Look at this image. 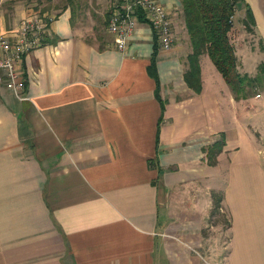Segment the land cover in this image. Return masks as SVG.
Here are the masks:
<instances>
[{
    "label": "crops",
    "instance_id": "1",
    "mask_svg": "<svg viewBox=\"0 0 264 264\" xmlns=\"http://www.w3.org/2000/svg\"><path fill=\"white\" fill-rule=\"evenodd\" d=\"M111 1L97 0L88 23L60 8L24 55L25 99L0 87V264H264V81L237 99L203 54L197 93L180 0H161L176 39L155 56L158 85L151 25L138 18L118 51ZM245 1L264 43V0ZM2 3V29L30 10L18 0L3 15ZM233 44L239 70L259 76L263 51ZM221 135L209 164L205 148ZM213 191L229 215L226 254Z\"/></svg>",
    "mask_w": 264,
    "mask_h": 264
},
{
    "label": "trees",
    "instance_id": "2",
    "mask_svg": "<svg viewBox=\"0 0 264 264\" xmlns=\"http://www.w3.org/2000/svg\"><path fill=\"white\" fill-rule=\"evenodd\" d=\"M244 2L247 12L243 22L246 28L250 29L255 20L252 9L245 0H180L181 15L192 47V51L188 55V69L185 72V79L197 93L202 91L200 59L203 54L209 55L237 99L250 96L256 82H258V77H250L247 73H242L239 70L238 56L232 41L234 16L238 7ZM138 18L141 22H148L142 14ZM154 41L155 52L150 71L159 85L155 56L160 49L156 37ZM262 66L263 64L259 68L264 72V66ZM224 143V135H221L218 141L205 148L209 164L217 163V156ZM223 197L222 191L212 192V216L222 210Z\"/></svg>",
    "mask_w": 264,
    "mask_h": 264
},
{
    "label": "built area",
    "instance_id": "3",
    "mask_svg": "<svg viewBox=\"0 0 264 264\" xmlns=\"http://www.w3.org/2000/svg\"><path fill=\"white\" fill-rule=\"evenodd\" d=\"M140 14L151 25L159 49H172L176 39L173 18L161 0L111 1L107 31L113 37L115 48L126 53L137 31ZM51 19L47 21L39 14L30 12L19 25L8 29L0 27V87L11 91L20 100L26 96L24 55L42 45L41 37Z\"/></svg>",
    "mask_w": 264,
    "mask_h": 264
},
{
    "label": "rangeland",
    "instance_id": "4",
    "mask_svg": "<svg viewBox=\"0 0 264 264\" xmlns=\"http://www.w3.org/2000/svg\"><path fill=\"white\" fill-rule=\"evenodd\" d=\"M15 1L18 0H3V3L1 6L3 7V15H11V9L13 8V4ZM26 6L28 9V13L34 12L39 14L41 17H43L45 20H50L51 18L55 17V15L59 12V9L66 6V5H73V8L79 9L81 11V16H83V21L85 23H88V19L93 16V12L97 9L98 4L97 0H20ZM245 5L244 3H241V5L238 7L236 14L234 16V29L232 31V41H242L244 45H247L248 51L250 53H255V48L258 47V52L259 48L263 51L260 52L261 57L263 58V64L264 66V43L259 40V36H257V39L255 40V37L250 33V30L246 28L244 25V15L246 12V9L243 7ZM176 17L178 18V14H176ZM96 19V17H94ZM178 22L181 24V21L178 19ZM8 24V23H7ZM174 25V23H173ZM181 28V27H180ZM175 27H174V32H175ZM182 35H183V28H182ZM176 33V32H175ZM181 33V32H179ZM176 37V34H175ZM241 39V40H240ZM252 49V50H251ZM260 64V65H261ZM262 66V67H263ZM260 69V73L263 74V70ZM263 69V68H262ZM259 74L257 77L259 80H263V76ZM264 100V99H263ZM259 119L264 120V110H262L259 113L258 116ZM212 222L215 226V232L216 234L218 232L219 234V242L220 245L224 244L223 250L220 251V254L227 253V244L229 241V232H228V226H229V215L225 207L222 208L218 213L214 215L212 218Z\"/></svg>",
    "mask_w": 264,
    "mask_h": 264
}]
</instances>
